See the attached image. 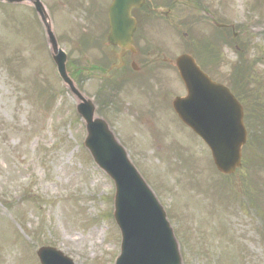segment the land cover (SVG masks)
Segmentation results:
<instances>
[{
    "label": "rangeland",
    "instance_id": "374dc122",
    "mask_svg": "<svg viewBox=\"0 0 264 264\" xmlns=\"http://www.w3.org/2000/svg\"><path fill=\"white\" fill-rule=\"evenodd\" d=\"M42 1L72 78L166 208L184 264H264V0H151L164 11L174 2L169 17L153 16L156 52L174 60L191 43L211 39V76L228 87L235 68L247 67L249 93L238 98L248 139L242 167L230 176L175 117L172 102L186 90L163 56L152 57L150 93L139 88L142 79L116 95L111 78L87 76L103 46H85L83 37L108 30L111 0ZM207 14L233 26L223 35L229 44L216 39ZM85 136L35 11L0 4V264H40L37 251L48 246L75 264H115V188L84 148Z\"/></svg>",
    "mask_w": 264,
    "mask_h": 264
},
{
    "label": "water",
    "instance_id": "95a60500",
    "mask_svg": "<svg viewBox=\"0 0 264 264\" xmlns=\"http://www.w3.org/2000/svg\"><path fill=\"white\" fill-rule=\"evenodd\" d=\"M7 4L32 5L45 27L52 59L86 127L85 148L96 165L114 182V219L121 236V255L116 264H184L179 242L168 216L126 149L107 121L97 116V107L76 87L67 69V55L59 48L49 14L41 0H0ZM145 0H113L109 9L111 44L128 48L136 30L131 10ZM186 86L187 96L173 107L184 124L210 148L221 173L234 174L241 167L242 147L246 144L243 108L230 91L206 76L189 56L175 62ZM42 264H74L52 248L38 252Z\"/></svg>",
    "mask_w": 264,
    "mask_h": 264
},
{
    "label": "flooded vegetation",
    "instance_id": "af4514ba",
    "mask_svg": "<svg viewBox=\"0 0 264 264\" xmlns=\"http://www.w3.org/2000/svg\"><path fill=\"white\" fill-rule=\"evenodd\" d=\"M146 8V9H145ZM145 8L140 10L132 11V16L135 18L137 22V30L133 37V49L123 51L119 46H112L109 44V27L108 30L103 31V33L99 36V34L91 33L84 36V42L87 46L91 44L100 45L99 41L102 43V51L103 55L100 60L95 61L92 64V67L89 69H85L87 72V76H90L92 73H99V76L102 78H111L113 93L118 95L119 93H126L128 90L126 89L130 83H134L137 79H142L144 81H148L153 76L154 65L156 62L153 61L152 57L154 55L163 56V62L175 69L173 62L171 59L165 57L163 53H158L156 50L158 48L153 47V43L151 42V33H150V25L153 19L152 12H154L151 6L146 5ZM172 10H170V13ZM171 15V14H170ZM169 17V16H168ZM207 17L211 20V22L216 20L207 14ZM220 25H223L221 28V32L227 36L229 30L232 29V26H228L227 24L217 22ZM108 25V24H107ZM214 25V24H213ZM187 36L186 33H183V38L185 39ZM184 41V40H183ZM192 45L188 47L187 54L191 56H197V52ZM158 57V56H157ZM196 62L198 63L197 59ZM199 64V63H198ZM200 65V64H199ZM202 70H205L200 65ZM81 69V68H80ZM80 69L78 68L76 71V75L79 76ZM204 72H207L206 70ZM133 81V82H132ZM141 81V80H140ZM145 93H149L145 91Z\"/></svg>",
    "mask_w": 264,
    "mask_h": 264
},
{
    "label": "trees",
    "instance_id": "16d2710c",
    "mask_svg": "<svg viewBox=\"0 0 264 264\" xmlns=\"http://www.w3.org/2000/svg\"><path fill=\"white\" fill-rule=\"evenodd\" d=\"M259 147L264 149V141L262 143L260 142Z\"/></svg>",
    "mask_w": 264,
    "mask_h": 264
}]
</instances>
